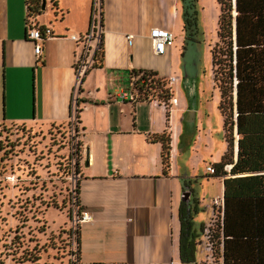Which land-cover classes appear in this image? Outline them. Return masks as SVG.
Returning <instances> with one entry per match:
<instances>
[{"label": "crops", "instance_id": "crops-1", "mask_svg": "<svg viewBox=\"0 0 264 264\" xmlns=\"http://www.w3.org/2000/svg\"><path fill=\"white\" fill-rule=\"evenodd\" d=\"M26 1L0 0V123H64L77 81L78 48L70 35L87 30L92 0H51L47 20H38L42 13L34 16L52 30L39 57L26 37ZM179 3L102 0V65L87 72L76 94L81 99L78 198L91 214L79 226V264H182V178L193 175L178 173L175 159L194 136L190 107L184 110L177 80L171 84L177 102L169 106L156 98L131 103L109 97L116 87H128L133 69L173 75L176 50L172 45L155 54L149 32L153 27L173 32ZM163 133L171 147L166 173L156 139ZM217 201L221 206L222 192ZM214 205L195 217L204 216L206 225L216 215Z\"/></svg>", "mask_w": 264, "mask_h": 264}, {"label": "rangeland", "instance_id": "rangeland-1", "mask_svg": "<svg viewBox=\"0 0 264 264\" xmlns=\"http://www.w3.org/2000/svg\"><path fill=\"white\" fill-rule=\"evenodd\" d=\"M45 2L49 3L37 17L40 22L48 19L53 7L51 0ZM40 6L42 0H38ZM179 8L173 29V47L178 54L173 75L184 110L189 105L188 91H195L196 108L194 136L189 147L176 156L175 166L178 173L193 175L191 198L200 211L214 202L217 215L222 206L217 201L222 192L221 178L213 176L206 166L218 163L227 147L210 53L218 41L220 8L216 0L195 1L196 41L185 58L181 2ZM80 135L66 122L0 123V264H71L67 214L76 180L71 177L69 154L80 143ZM204 222V216H194V260L182 264H211Z\"/></svg>", "mask_w": 264, "mask_h": 264}, {"label": "trees", "instance_id": "trees-1", "mask_svg": "<svg viewBox=\"0 0 264 264\" xmlns=\"http://www.w3.org/2000/svg\"><path fill=\"white\" fill-rule=\"evenodd\" d=\"M183 10V51L187 43L196 41V0H179ZM220 13L218 17V41L211 48L213 81L216 83L220 100L218 108L223 117L224 138L227 147L214 167L213 176L222 178V206L206 224L210 236L206 239L214 262L222 264H264V0H216ZM100 26L103 28L102 0H98ZM97 0L91 1L89 22L97 9ZM41 8V6H40ZM38 0L26 1V24L41 13ZM89 24V23H88ZM41 26V25H40ZM44 27V26H41ZM93 67L102 65V33L94 52ZM91 68V69H92ZM142 70L152 78L148 84L156 93V99L166 102L172 90L166 78L158 77L152 70ZM131 71H136L135 69ZM88 72V71H87ZM77 92L81 91V82ZM73 95H71L70 114ZM76 97L77 124L79 123V102ZM70 129L71 122H66ZM78 131V127L75 128ZM162 143L163 171L170 165V137L168 133L156 136ZM237 155L235 159V142ZM81 140L70 152L73 174H78L81 158ZM76 156V162L74 157ZM226 167L230 169L226 170ZM190 178H182L183 185H190ZM191 196H192V189ZM190 212L181 201L179 206L180 236L179 257L182 263L194 260L195 233L192 223L200 211L197 202L191 198ZM73 204L79 205L78 183L69 194L68 219L73 216ZM206 225H202V230ZM71 228L69 227L70 244ZM77 260L79 264V232L77 230ZM72 252V251H71ZM217 258H216V257Z\"/></svg>", "mask_w": 264, "mask_h": 264}, {"label": "built area", "instance_id": "built-area-1", "mask_svg": "<svg viewBox=\"0 0 264 264\" xmlns=\"http://www.w3.org/2000/svg\"><path fill=\"white\" fill-rule=\"evenodd\" d=\"M97 9L93 12L91 20L88 24L87 30L82 34H71L70 38L75 41V44L78 48V52L75 56L74 69L77 77L76 86L73 92V101H72V112L69 117L71 122V127L74 131L77 124V112H76V97L78 94L77 87L80 83V79L85 74V72L91 70L93 64L95 63L94 52L98 47L100 36L102 33V28L100 26V15L98 9V2L96 3ZM52 35V30L49 27H41L34 18H31L29 22L26 24V37L34 42V53L37 57L41 55L42 52V42L49 36ZM149 36L151 39V44L153 51L155 54L162 55L164 54L168 48L173 45L174 35L173 32L169 29L163 27H153L150 29ZM152 77L145 73L144 71L136 70L130 71L129 74V84L128 87H116L111 93H109V97L122 100L129 101L131 103H136L143 100H149L156 98V93L148 87L150 79ZM168 86L171 88V84L174 83L177 78L174 75H170L166 78ZM172 90V89H171ZM177 99L173 96L166 102H162L165 106H169L170 104H175ZM76 130V129H75ZM77 131V130H76ZM78 131L80 129L78 127ZM77 131V132H78ZM81 133V132H80ZM74 161L76 162V156L74 157ZM207 171L214 173V167L212 165H207ZM72 179L77 180V174L72 175ZM73 216L70 220V228H71V264H78L77 260V230L79 232V226L81 223L89 220L91 218V214L88 210L84 209L81 204L74 205L73 204ZM204 237L205 239L210 236L209 226L206 225L204 228ZM207 244V241H206ZM208 250L210 251V247L207 244ZM211 259V254L209 255Z\"/></svg>", "mask_w": 264, "mask_h": 264}, {"label": "water", "instance_id": "water-1", "mask_svg": "<svg viewBox=\"0 0 264 264\" xmlns=\"http://www.w3.org/2000/svg\"><path fill=\"white\" fill-rule=\"evenodd\" d=\"M45 8V0H42V6H41V10ZM194 43L195 42H191V43H187L184 51H183V56L184 58L187 56V53L188 51L190 50L191 47H194ZM186 82V78L184 79V82ZM185 86V84H184ZM194 90V89H193ZM190 92V93H189ZM195 91H188V99H189V107H190V110H191V118H190V125H192V131H194V126H195V108H196V96L193 95ZM236 155H237V140L235 142V159H236ZM85 163H87V160L85 161ZM230 169V168H229ZM182 192H181V196H180V199L181 201H183L185 204H186V207H187V212L189 213L190 212V207H191V199H190V196H191V190H190V185H183L182 183Z\"/></svg>", "mask_w": 264, "mask_h": 264}, {"label": "bare ground", "instance_id": "bare-ground-1", "mask_svg": "<svg viewBox=\"0 0 264 264\" xmlns=\"http://www.w3.org/2000/svg\"><path fill=\"white\" fill-rule=\"evenodd\" d=\"M230 167H231V166H230ZM230 167H229V168H230ZM227 168H228V167H227Z\"/></svg>", "mask_w": 264, "mask_h": 264}]
</instances>
